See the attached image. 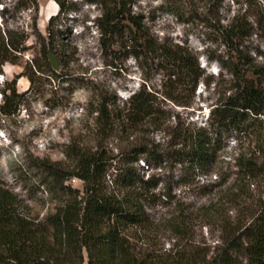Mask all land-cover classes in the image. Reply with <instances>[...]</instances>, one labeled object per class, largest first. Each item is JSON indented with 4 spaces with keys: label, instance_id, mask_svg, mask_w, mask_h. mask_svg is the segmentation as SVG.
I'll return each mask as SVG.
<instances>
[{
    "label": "trees",
    "instance_id": "16d2710c",
    "mask_svg": "<svg viewBox=\"0 0 264 264\" xmlns=\"http://www.w3.org/2000/svg\"><path fill=\"white\" fill-rule=\"evenodd\" d=\"M54 1L58 12L48 19L45 35L35 31L36 17L32 20L40 48L24 64L21 61L29 49V32L8 28L5 21L0 25V75L5 64L23 69L0 90L2 115H14L24 96L40 93L44 81L68 79L63 69L75 48L60 39L70 29L62 31L58 21L73 10L65 4L70 2ZM135 1L86 0L98 8L93 25L107 65L117 69L118 62L132 60L143 78L127 97L119 98L109 88L94 92L90 101L92 131L100 138L95 147L72 143L66 146L64 161H35L33 167L48 200L43 214L34 213L0 178V264H167L161 261L159 251L133 241L139 230L148 233L158 225L150 220L147 209L154 199L167 201L170 197L169 193H155V174L146 179L141 174V158L147 169L154 170L163 154L158 143L138 133L164 125L166 101L190 108L199 83L209 87L212 75H206L188 46L155 36L143 17L132 11ZM201 1L211 16V27L229 52L228 58L219 60L217 74L230 78L229 93L211 106L202 126L178 119L169 155L194 175L209 177L201 186L207 189L206 194L215 193L207 210H242L250 196L262 195L251 213L237 216L235 222L221 220L226 247L210 263L264 264V65L252 59L250 51L242 50L250 39L264 42V7L260 0ZM177 2L175 6L185 3ZM226 3L229 9H236L225 24L221 12ZM30 4L37 14V0ZM0 11L4 14L7 10L3 7ZM258 50L252 54L259 56ZM49 54L62 67L59 72L52 69ZM21 77L29 83L23 94L16 89ZM154 77L158 84H149ZM111 137L125 146H119L117 152L108 149L103 140ZM228 139L237 145L232 168L220 165L218 159ZM72 179L81 181L82 188L69 184ZM163 221L175 236L184 235L186 217Z\"/></svg>",
    "mask_w": 264,
    "mask_h": 264
},
{
    "label": "rangeland",
    "instance_id": "374dc122",
    "mask_svg": "<svg viewBox=\"0 0 264 264\" xmlns=\"http://www.w3.org/2000/svg\"><path fill=\"white\" fill-rule=\"evenodd\" d=\"M70 2L71 12L60 17L59 28L64 31L60 39L74 47L71 50V61L63 72L68 79L60 81L53 79L44 81L38 94H26L22 104L14 115L5 116L0 113V178L4 185L21 197L32 207L33 212L43 214L48 206L41 177L34 169L37 159L64 161V151L69 144L84 148L95 147L100 138L92 131L93 118L90 114V101L94 92H102L107 88L119 98L127 97L142 81L141 70L132 60L118 62L119 68L107 65L98 45V34L93 20L98 15V8L86 3V0H60ZM182 1V0H181ZM175 6L177 0H136L132 11L140 14L151 32L160 39H167L172 43L185 44L197 56L200 67L209 77L212 75L209 87L202 81L196 91L190 108L164 102L166 111L164 125L160 129H148L139 132L150 142L159 144L163 158L157 163V169H147L144 158L139 161L141 174L145 177L156 175L158 186L155 193L158 196L169 193L167 201L163 197L154 199L148 213L150 220L158 224L153 231H138L133 241L146 246L154 252L159 251L163 256L161 261L169 264H211L214 256L226 247L223 241L221 220L230 219L235 222L237 216L245 212L251 213L262 195L253 194L245 202L242 210L234 208L207 210L211 200H215V193L206 194L207 189L201 188L209 179L203 175H194L187 167L177 163L170 157V138L175 131L176 122L183 121L202 126L206 123L209 111L218 99L228 94L229 77L225 74L218 76L219 60L228 58V49L222 43L215 28L211 27V16L208 14L204 2L201 0H184ZM263 3L264 0H260ZM31 0H4L0 10L5 7L4 14L0 11V25L6 22L8 28H21L30 34L27 41L29 49L24 53L22 64L39 52V44L33 35L32 20L36 17V30L46 34L48 19L58 12L54 0H37V14ZM226 3L221 16L226 24L232 17L235 7L229 9ZM72 18V19H69ZM33 31V32H32ZM259 48L260 55L252 52ZM255 48V49H254ZM243 51H250L252 59L264 65V42L255 38L247 41ZM61 66L58 71L61 70ZM23 71L21 66L5 64L3 75H0V90L4 82ZM149 84H158L157 78H152ZM29 83L21 77L16 82L18 93L23 94ZM0 94V106L2 105ZM228 139L223 143L219 152V164L232 168L233 155L237 145ZM104 145L113 152L119 146H125L122 141L114 137L104 139ZM228 162L230 163L228 165ZM233 170V169H232ZM76 189L82 188V182L75 179L68 182ZM206 207L201 209V207ZM241 209V208H239ZM212 211V213H211ZM250 211V212H249ZM187 218L184 235L177 237L167 227L163 220L172 216ZM135 235V233H132ZM175 249H182L175 253ZM156 250V251H155ZM170 251L171 255H167ZM175 253V254H174ZM181 256H184L181 259ZM187 262H186V261ZM208 262V263H207Z\"/></svg>",
    "mask_w": 264,
    "mask_h": 264
},
{
    "label": "water",
    "instance_id": "95a60500",
    "mask_svg": "<svg viewBox=\"0 0 264 264\" xmlns=\"http://www.w3.org/2000/svg\"><path fill=\"white\" fill-rule=\"evenodd\" d=\"M49 62L51 64V67L54 71H58L60 66H59V62L56 59L55 56H53L52 54H49Z\"/></svg>",
    "mask_w": 264,
    "mask_h": 264
}]
</instances>
